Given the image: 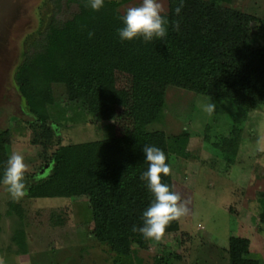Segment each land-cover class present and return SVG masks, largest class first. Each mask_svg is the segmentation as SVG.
Here are the masks:
<instances>
[{"label":"trees","instance_id":"1","mask_svg":"<svg viewBox=\"0 0 264 264\" xmlns=\"http://www.w3.org/2000/svg\"><path fill=\"white\" fill-rule=\"evenodd\" d=\"M133 0H124L130 2ZM204 1L205 4L202 5ZM58 7L60 0L56 1ZM233 0H190L179 16L173 7L164 13L168 35L145 43L142 39L121 42L117 29L122 27L120 3L105 0L96 12L86 0H66L76 11L67 20L52 17L46 31L31 45V51L16 71L15 79L29 108L26 121L33 132L32 143L43 147L59 144L43 166L48 174L27 180L31 199H72L85 196L94 220L93 235L119 256H130L143 239L132 230L142 224V211L152 199L141 174L146 171L143 146L164 150L171 172L162 181L175 189L172 157L186 149L187 134L169 137L165 132L147 128L160 120L165 109L164 92L151 88L164 84L225 101L239 108L242 122L247 112L264 104V49L254 46L253 24L256 18L222 4ZM207 7L212 8L208 11ZM178 22L179 30L173 25ZM94 36L89 38L88 33ZM118 74L135 83L134 116L136 131L112 139L62 146L50 123L48 107L55 102L54 86L66 88L70 103L80 104L89 115L103 122L118 118L116 80ZM0 136V174L4 169ZM239 140L229 141L234 153ZM48 166V168H46ZM33 179V178H32ZM1 185V184H0ZM260 219L264 224V193L259 199ZM8 214L23 218V208L11 202ZM180 229V219L167 227L165 234ZM17 241L25 253L24 240ZM141 248L148 247L142 241ZM251 241L233 236L229 240L230 264H259L250 257Z\"/></svg>","mask_w":264,"mask_h":264},{"label":"rangeland","instance_id":"2","mask_svg":"<svg viewBox=\"0 0 264 264\" xmlns=\"http://www.w3.org/2000/svg\"><path fill=\"white\" fill-rule=\"evenodd\" d=\"M56 1L0 0V136L5 140L1 154L4 167L12 152L24 156L25 183L28 176L34 183L36 176L48 174L43 166L59 144L50 146L43 157V147L32 143L33 132L26 124L31 118L29 108L15 75L52 17L57 15L64 21L76 11L66 0H60L59 7ZM108 1L119 2L123 14L140 2ZM160 3L164 14L170 7L175 11L178 0ZM188 3L190 0H185L182 11ZM221 7L254 16L252 41L264 49V0H233ZM151 88L165 93L166 105L160 120L147 130L165 132L169 137L187 134L186 149L172 157L175 190L189 209L180 218V229L165 234L160 241L143 238L135 244L132 255L119 256L95 239L87 197L31 199L26 195L13 200L1 184L0 264H230L229 240L233 236L250 239V257L264 264L259 203L264 193V104L247 112L238 123L239 108L232 103L214 102L159 83H152ZM134 92V80L118 74L115 97L119 115L115 121L103 122L80 104L70 103L66 88L55 85V102L48 110L61 145L134 134ZM207 103L215 104L211 114L204 111ZM235 140H239L236 153L234 146L228 145ZM11 202L23 208V218L8 214ZM19 235L25 253L17 241ZM144 240L148 242L146 249L140 246Z\"/></svg>","mask_w":264,"mask_h":264},{"label":"clouds","instance_id":"3","mask_svg":"<svg viewBox=\"0 0 264 264\" xmlns=\"http://www.w3.org/2000/svg\"><path fill=\"white\" fill-rule=\"evenodd\" d=\"M184 2L185 0H178L175 8L177 16L181 14ZM104 4L105 0H86V6L96 12ZM120 19L122 27L117 29V35L121 42L139 38L145 43H151L155 39L163 40L168 35L169 22L163 14L160 0H140L138 6L128 7ZM173 28L179 30V23L176 22ZM88 36L91 38L94 33L89 32ZM214 110V103L204 105L207 113L211 114ZM142 150L147 169L141 174V180L145 181L152 199L142 211V224L138 227L133 225L132 230L138 231L145 240L160 241L170 223L185 216L189 209L174 187L162 181V176H168L171 172L164 150L154 145H145ZM26 168L24 156L12 152L0 174V184L6 187L13 200H20L28 194L25 183Z\"/></svg>","mask_w":264,"mask_h":264},{"label":"water","instance_id":"4","mask_svg":"<svg viewBox=\"0 0 264 264\" xmlns=\"http://www.w3.org/2000/svg\"><path fill=\"white\" fill-rule=\"evenodd\" d=\"M46 168H48V166H46Z\"/></svg>","mask_w":264,"mask_h":264}]
</instances>
